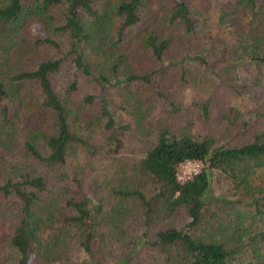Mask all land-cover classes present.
Here are the masks:
<instances>
[{"label": "trees", "instance_id": "16d2710c", "mask_svg": "<svg viewBox=\"0 0 264 264\" xmlns=\"http://www.w3.org/2000/svg\"><path fill=\"white\" fill-rule=\"evenodd\" d=\"M248 67L264 85V0H0V264H107L113 247L115 264H264V97L211 122ZM186 160L202 169L181 184Z\"/></svg>", "mask_w": 264, "mask_h": 264}, {"label": "rangeland", "instance_id": "374dc122", "mask_svg": "<svg viewBox=\"0 0 264 264\" xmlns=\"http://www.w3.org/2000/svg\"><path fill=\"white\" fill-rule=\"evenodd\" d=\"M32 34L36 39L41 38L42 36L45 35V31L43 30V28L40 25H34L32 26ZM249 69L247 71H240V80L242 82H245L249 85L248 88V92L240 97L232 94L230 91L223 89V88H219L216 91L215 94V99L217 101V103L215 104L214 108H213V119H212V123L214 124H220L219 119L220 117L226 116V114L231 115V110L235 109L237 112L241 113V114H245L248 113L250 111H253L257 108V106L260 104V101H262V98L264 97V85L262 84H256L255 80H256V74H255V70L252 67H248ZM182 109L188 110V112H193L195 113H200V110H196V108H194L192 105L194 103L199 102L200 96L197 94V90H191L188 89L186 90L184 93H182ZM195 111V112H194ZM198 111V112H197ZM167 112V107L166 105L163 104H159L156 108V112L155 114L161 113L162 115H164ZM218 117V118H217ZM223 121V120H222ZM222 124H224V121L222 122ZM220 128H222V125L219 126ZM194 135L196 134L198 136V138L203 137L204 135H207L210 133V124L208 123H201L198 122L195 124L194 126ZM195 135V136H196ZM132 145V144H131ZM129 147V148H128ZM127 147L126 144V148L128 150L122 151V155L126 156V162L129 163V165L131 163H134L135 161H137L140 157H141V153L137 150H134L132 148H130V146ZM132 149V150H130ZM115 158V157H113ZM117 159V158H115ZM95 162H96V169H99L100 172H103L106 174V181L110 180L111 175L114 172V168L112 167V164H114L112 162H109V159H105L103 154H99L95 157ZM102 174L99 176L98 175V180L102 181ZM120 176H117V179ZM115 179V182L116 180ZM114 181V179H113ZM112 182V180L109 181V183ZM119 183V182H118ZM138 183L139 180H138ZM229 181H227V179L225 177H223L222 175H220L218 172H212L211 175V195L218 197V196H225L228 197L230 195V191H229ZM141 188L143 190V192L147 193V190L150 188L151 184L149 182H142L141 184ZM141 190V191H142ZM106 193L102 192V196H104ZM147 198H150V194L147 193ZM137 215V214H136ZM138 216V215H137ZM157 220L155 219L152 224L153 227H155V222ZM170 223L175 226L176 228H182L185 226V224L187 223V219L181 217V215H175L174 218H172L170 220ZM159 226H162L160 223H157ZM141 233V232H140ZM262 249L264 250V244L262 245ZM100 256L104 257L105 261L107 262V264H115V263H119L120 260L122 259V253L118 248L113 247L112 250H110V255H109V262L107 261V255L106 253H103L102 251L100 252ZM72 259L76 262V264H89V258H87V256L82 252L81 249H76L73 251L72 253ZM13 259H9L8 262H6L7 264H13ZM4 264V263H3Z\"/></svg>", "mask_w": 264, "mask_h": 264}, {"label": "built area", "instance_id": "2783aa9c", "mask_svg": "<svg viewBox=\"0 0 264 264\" xmlns=\"http://www.w3.org/2000/svg\"><path fill=\"white\" fill-rule=\"evenodd\" d=\"M202 164L194 160H186L177 168L176 178L181 184L191 181L200 174Z\"/></svg>", "mask_w": 264, "mask_h": 264}]
</instances>
